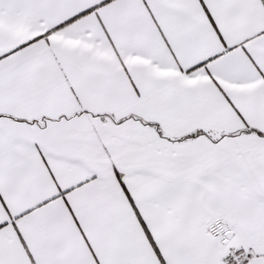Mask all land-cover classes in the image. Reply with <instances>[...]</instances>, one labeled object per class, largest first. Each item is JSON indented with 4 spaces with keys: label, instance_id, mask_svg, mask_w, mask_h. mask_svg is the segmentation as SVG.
I'll use <instances>...</instances> for the list:
<instances>
[{
    "label": "snow or ice",
    "instance_id": "6c2138e0",
    "mask_svg": "<svg viewBox=\"0 0 264 264\" xmlns=\"http://www.w3.org/2000/svg\"><path fill=\"white\" fill-rule=\"evenodd\" d=\"M0 264H264V0H0Z\"/></svg>",
    "mask_w": 264,
    "mask_h": 264
}]
</instances>
